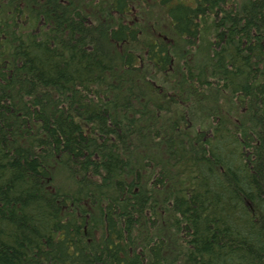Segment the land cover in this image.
Segmentation results:
<instances>
[{"label": "trees", "instance_id": "1", "mask_svg": "<svg viewBox=\"0 0 264 264\" xmlns=\"http://www.w3.org/2000/svg\"><path fill=\"white\" fill-rule=\"evenodd\" d=\"M0 264H264V0H0Z\"/></svg>", "mask_w": 264, "mask_h": 264}]
</instances>
